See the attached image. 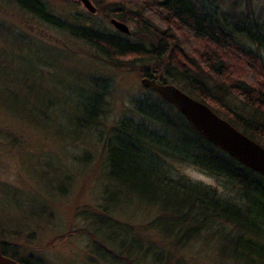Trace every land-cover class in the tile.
Instances as JSON below:
<instances>
[{"label":"trees","instance_id":"16d2710c","mask_svg":"<svg viewBox=\"0 0 264 264\" xmlns=\"http://www.w3.org/2000/svg\"><path fill=\"white\" fill-rule=\"evenodd\" d=\"M2 1L82 42L113 67L133 69L142 62V77L156 74L264 145V58L258 52L264 47V26L252 0H244L240 12L235 5L224 10L225 0H90L105 3L107 15L132 23L135 30L129 34L107 30L90 13H76L69 23L45 0ZM105 87L102 78L89 80L86 97L76 105L75 130L99 126ZM227 97L239 110L225 104ZM129 112L104 136L99 132L106 183L96 209L81 212L102 234L107 245L101 242L104 250H98L105 258L111 255L121 264H187V252L213 239L229 259L264 264V177L205 139L153 91ZM177 164L198 169L221 188L190 180ZM140 208L153 217L133 223ZM6 235L0 229L4 256L38 264L20 258Z\"/></svg>","mask_w":264,"mask_h":264},{"label":"rangeland","instance_id":"374dc122","mask_svg":"<svg viewBox=\"0 0 264 264\" xmlns=\"http://www.w3.org/2000/svg\"><path fill=\"white\" fill-rule=\"evenodd\" d=\"M88 1L94 12L81 0H45L54 15L69 23L76 13H90L100 26L115 30L110 20H118L107 15L106 4ZM236 1L225 0L222 8L230 11L235 5L240 12L244 0ZM252 5L264 26V0H252ZM123 24L135 30L132 23ZM258 52L264 58L263 46ZM93 54L82 42L0 0V229L23 260L121 264L111 255L105 258L102 234L81 212L96 209L106 183L99 132L105 134L129 116L135 101L153 90L140 84L142 62L133 69L113 67ZM91 78L106 81L105 115L95 129L78 131L76 105L86 97ZM224 102L240 108L230 97ZM176 169L192 181L221 188L194 167L177 164ZM152 217L140 208L133 223ZM217 246L216 240L204 239L185 254L187 264H244L219 254Z\"/></svg>","mask_w":264,"mask_h":264},{"label":"water","instance_id":"95a60500","mask_svg":"<svg viewBox=\"0 0 264 264\" xmlns=\"http://www.w3.org/2000/svg\"><path fill=\"white\" fill-rule=\"evenodd\" d=\"M85 8L91 9L88 0H81ZM111 26L123 34H129L128 27L114 19ZM142 87L151 89L164 101L176 107L192 127L205 139L233 157L243 166L264 177V148L236 130L228 122L213 113L205 104L191 98L170 84H163L156 74L140 80ZM0 264H19L4 256L0 251Z\"/></svg>","mask_w":264,"mask_h":264}]
</instances>
